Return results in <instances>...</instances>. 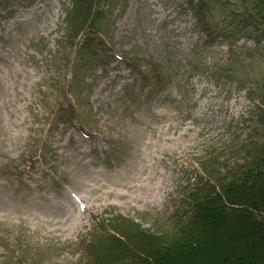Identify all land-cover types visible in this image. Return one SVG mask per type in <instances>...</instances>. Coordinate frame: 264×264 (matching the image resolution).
Listing matches in <instances>:
<instances>
[{"label":"rangeland","instance_id":"374dc122","mask_svg":"<svg viewBox=\"0 0 264 264\" xmlns=\"http://www.w3.org/2000/svg\"><path fill=\"white\" fill-rule=\"evenodd\" d=\"M85 1L0 0V264L176 230L202 163L237 167L263 128L257 0Z\"/></svg>","mask_w":264,"mask_h":264},{"label":"trees","instance_id":"16d2710c","mask_svg":"<svg viewBox=\"0 0 264 264\" xmlns=\"http://www.w3.org/2000/svg\"><path fill=\"white\" fill-rule=\"evenodd\" d=\"M255 6L263 15L264 0ZM244 14L246 24L260 20L253 8ZM248 28L235 23L227 36L239 37ZM256 94L263 128L250 136L243 161L221 169L216 156L207 158L185 196L186 214L176 230L150 232L140 225L139 231L127 224L125 240L112 239L113 254L109 250L92 264H264V86Z\"/></svg>","mask_w":264,"mask_h":264},{"label":"bare ground","instance_id":"6f19581e","mask_svg":"<svg viewBox=\"0 0 264 264\" xmlns=\"http://www.w3.org/2000/svg\"><path fill=\"white\" fill-rule=\"evenodd\" d=\"M34 10H36V7H34Z\"/></svg>","mask_w":264,"mask_h":264}]
</instances>
